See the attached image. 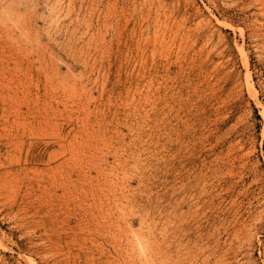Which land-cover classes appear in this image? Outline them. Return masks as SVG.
Here are the masks:
<instances>
[{
    "label": "rangeland",
    "instance_id": "1",
    "mask_svg": "<svg viewBox=\"0 0 264 264\" xmlns=\"http://www.w3.org/2000/svg\"><path fill=\"white\" fill-rule=\"evenodd\" d=\"M141 262L264 264V0H0V264Z\"/></svg>",
    "mask_w": 264,
    "mask_h": 264
},
{
    "label": "bare ground",
    "instance_id": "2",
    "mask_svg": "<svg viewBox=\"0 0 264 264\" xmlns=\"http://www.w3.org/2000/svg\"><path fill=\"white\" fill-rule=\"evenodd\" d=\"M46 110H47V108H46ZM225 202V201H224ZM233 228V227H232ZM149 256V255H148ZM139 260V259H138ZM141 261H145V260H141ZM142 264H143V262H141ZM145 263V262H144ZM148 264V263H147Z\"/></svg>",
    "mask_w": 264,
    "mask_h": 264
}]
</instances>
